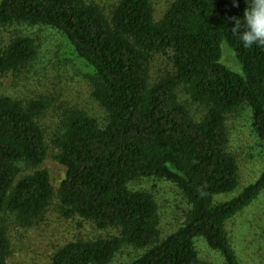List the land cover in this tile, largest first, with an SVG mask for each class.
<instances>
[{
    "label": "trees",
    "instance_id": "1",
    "mask_svg": "<svg viewBox=\"0 0 264 264\" xmlns=\"http://www.w3.org/2000/svg\"><path fill=\"white\" fill-rule=\"evenodd\" d=\"M154 1H0V27L42 26L67 40L90 69L92 96L107 114L101 127L82 110L64 112L53 140L56 160L67 170L59 211L99 229H118L119 236L70 243L51 264H109L123 246L144 250L131 264H199L197 239L224 264L243 262L229 226L264 195V164L256 182L234 198L219 199L239 187V165L229 149L231 116L250 112L264 152V48H245L232 35V18L243 17L246 0H176L160 21ZM223 45L241 73L222 63ZM167 52L174 72L150 85L152 55ZM36 55L34 40L19 36L0 48V73L16 72ZM179 88L207 109L201 121L181 104ZM45 109L42 101L24 106L0 97V264L10 255L2 213L31 228L55 195L44 170L19 179L26 167L47 158L38 123ZM148 178L172 183L189 205L183 225L164 239L154 197L129 188Z\"/></svg>",
    "mask_w": 264,
    "mask_h": 264
},
{
    "label": "rangeland",
    "instance_id": "2",
    "mask_svg": "<svg viewBox=\"0 0 264 264\" xmlns=\"http://www.w3.org/2000/svg\"><path fill=\"white\" fill-rule=\"evenodd\" d=\"M97 1L111 5L118 0ZM175 1L155 0V20L160 21ZM19 36L34 40L37 55L33 62L16 72L0 73V97L11 98L24 106L33 101H42L46 105L38 123L44 132L47 158L37 168L26 167L19 179L44 170L50 176L55 195L43 219L31 228L20 227L15 216L8 212L2 213V224L10 241L7 264H51L55 254L70 243L119 236L118 229H99L91 221L78 216L65 218L59 211L58 190L67 170L56 160L58 151L53 140L60 132L64 112L69 109L82 110L101 127L107 122V114L92 96L91 86L86 78L90 69L77 58L61 34L42 26L0 27V48H5ZM222 50V63L232 71L241 73L235 54L226 45H223ZM173 72L172 52L152 55L150 85L157 84ZM177 94L194 121L199 122L205 117L207 109L192 101L183 88H179ZM228 133L230 152L239 165V187L235 193L221 197V201L238 196L246 187L256 182L264 164V152L251 129L248 110L242 111L238 116H231L228 120ZM129 188L154 197L159 207L162 239L183 225L189 205L175 185L165 180L148 178L131 183ZM229 230L238 249L242 251V264H264V195L249 211L231 223ZM195 247L199 264H224L204 240H195ZM143 253L144 250L123 246L109 264H131Z\"/></svg>",
    "mask_w": 264,
    "mask_h": 264
},
{
    "label": "clouds",
    "instance_id": "3",
    "mask_svg": "<svg viewBox=\"0 0 264 264\" xmlns=\"http://www.w3.org/2000/svg\"><path fill=\"white\" fill-rule=\"evenodd\" d=\"M246 3L248 7L243 17L232 18L235 22L232 35L245 48H264V0H246Z\"/></svg>",
    "mask_w": 264,
    "mask_h": 264
}]
</instances>
